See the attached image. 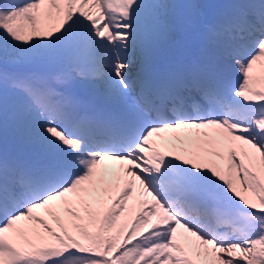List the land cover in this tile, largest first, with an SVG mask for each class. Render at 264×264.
Here are the masks:
<instances>
[{
	"label": "snow or ice",
	"instance_id": "obj_1",
	"mask_svg": "<svg viewBox=\"0 0 264 264\" xmlns=\"http://www.w3.org/2000/svg\"><path fill=\"white\" fill-rule=\"evenodd\" d=\"M188 7L0 0V264H264V0Z\"/></svg>",
	"mask_w": 264,
	"mask_h": 264
},
{
	"label": "rangeland",
	"instance_id": "obj_2",
	"mask_svg": "<svg viewBox=\"0 0 264 264\" xmlns=\"http://www.w3.org/2000/svg\"><path fill=\"white\" fill-rule=\"evenodd\" d=\"M189 0H181V2L177 1V0H172V2L176 3V4H180V5H186L188 3Z\"/></svg>",
	"mask_w": 264,
	"mask_h": 264
}]
</instances>
